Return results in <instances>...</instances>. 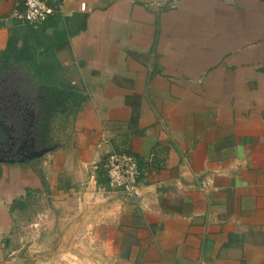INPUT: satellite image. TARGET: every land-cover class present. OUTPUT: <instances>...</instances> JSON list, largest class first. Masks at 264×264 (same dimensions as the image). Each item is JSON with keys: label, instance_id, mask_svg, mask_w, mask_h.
<instances>
[{"label": "crops", "instance_id": "1", "mask_svg": "<svg viewBox=\"0 0 264 264\" xmlns=\"http://www.w3.org/2000/svg\"><path fill=\"white\" fill-rule=\"evenodd\" d=\"M43 1L29 26L0 0V54L48 49L72 117L61 147L0 165V264L34 210L83 263L264 264V0ZM110 153L137 158L139 197L106 184Z\"/></svg>", "mask_w": 264, "mask_h": 264}, {"label": "flooded vegetation", "instance_id": "2", "mask_svg": "<svg viewBox=\"0 0 264 264\" xmlns=\"http://www.w3.org/2000/svg\"><path fill=\"white\" fill-rule=\"evenodd\" d=\"M28 71L23 64L0 70V165L33 164L48 153L28 161L29 157L62 141L55 138L51 143L52 119L67 111V98L42 90Z\"/></svg>", "mask_w": 264, "mask_h": 264}, {"label": "rangeland", "instance_id": "3", "mask_svg": "<svg viewBox=\"0 0 264 264\" xmlns=\"http://www.w3.org/2000/svg\"><path fill=\"white\" fill-rule=\"evenodd\" d=\"M24 31L28 34L27 28L24 29ZM71 115V109H67L63 114H54L50 137L51 143L55 138L61 139L64 136L65 130L69 127L72 117ZM42 205L46 207L45 200L42 202ZM21 222L22 225L19 228V232L13 233L12 235V239H15L17 244L19 240H23L21 246H19V244L17 245L18 251L14 254V258L17 256L18 259H9L7 264H96L94 261H92V263H83L86 261H80L81 256H85L84 252L77 251L74 253L72 251L70 252V249H67L68 251H65L66 253H64V248H54L49 242H47V238L50 237L51 233H46V225H33L42 222L46 223L41 216L38 217L37 210H34L28 216H24ZM39 234V238H36L37 240L33 241L32 238L37 237ZM79 252L81 253L79 254Z\"/></svg>", "mask_w": 264, "mask_h": 264}, {"label": "built area", "instance_id": "4", "mask_svg": "<svg viewBox=\"0 0 264 264\" xmlns=\"http://www.w3.org/2000/svg\"><path fill=\"white\" fill-rule=\"evenodd\" d=\"M85 10V4L80 5ZM56 13L43 0H23V7L14 9L10 19L21 24L36 26L45 23ZM108 187L132 197H139L141 172L135 156L125 153H110L103 165Z\"/></svg>", "mask_w": 264, "mask_h": 264}, {"label": "trees", "instance_id": "5", "mask_svg": "<svg viewBox=\"0 0 264 264\" xmlns=\"http://www.w3.org/2000/svg\"><path fill=\"white\" fill-rule=\"evenodd\" d=\"M33 32L31 30L28 31L27 35L30 38L32 37ZM7 49L4 50L0 54V70L6 69V67L10 65L23 64L28 67V73H30L33 77L32 82L36 84V80L40 85L42 90H49L56 94L57 98H65L72 97L69 94H66L63 90L56 88L54 85L50 84L48 81V77L52 74L50 66L48 63L52 60L51 54H49V50L45 48L43 54L37 56L36 50L39 48V45L34 46L30 43V40L24 39V46L20 49L16 47V39L12 38L7 45ZM108 181V180H107ZM108 182H106L107 184ZM15 208H20L18 207Z\"/></svg>", "mask_w": 264, "mask_h": 264}, {"label": "water", "instance_id": "6", "mask_svg": "<svg viewBox=\"0 0 264 264\" xmlns=\"http://www.w3.org/2000/svg\"><path fill=\"white\" fill-rule=\"evenodd\" d=\"M62 146V143H60L59 145H55L53 146L52 148H49V149H44L42 150L41 152L37 153L34 155V157H29L28 158V161H30L32 158H35V159H39V158H42L46 153H49L51 151H53L54 149L58 148V147H61ZM20 162H25V159L23 160H20Z\"/></svg>", "mask_w": 264, "mask_h": 264}]
</instances>
